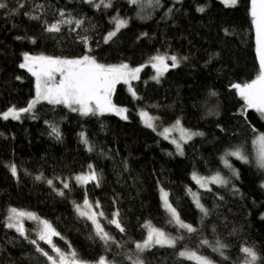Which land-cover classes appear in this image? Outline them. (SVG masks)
I'll return each mask as SVG.
<instances>
[{
    "label": "trees",
    "instance_id": "trees-1",
    "mask_svg": "<svg viewBox=\"0 0 264 264\" xmlns=\"http://www.w3.org/2000/svg\"><path fill=\"white\" fill-rule=\"evenodd\" d=\"M3 2L7 7L0 8V264H50L30 242L38 240L41 227L35 220L23 219L25 235L7 227L12 208L48 221L63 237H54L55 245L66 254L74 250L85 264H98L102 257L109 264H132L128 257L135 260L137 255L143 264H196L179 256L185 249L217 264H243L241 248L246 246L254 247L261 257L257 264H264V169L258 166L254 143L264 133V117L255 109L247 111L232 87L250 82L258 72L251 0H237L235 6L223 0H160L159 6H147L145 0L138 5L111 0V7L99 8L100 0ZM61 11L65 19L81 20L82 25L73 22L59 32L46 31L47 25L61 19ZM117 16L127 20V26L106 42ZM25 53L67 59L87 54L102 64L141 68L138 79L118 83L112 94L113 102L127 109V119L111 112L83 115L48 101H40L19 120L3 119L8 108L27 107L36 96L35 77L19 66ZM159 55L176 56L177 66L172 67L169 58L167 69L158 74L152 58ZM142 112L154 118L155 130L145 125L148 116L142 117ZM177 121L178 131L172 127ZM164 128L172 129L167 133L172 141L184 142L183 154L161 135ZM181 129L203 135L182 139ZM236 148L248 160L229 157L238 175L220 159ZM90 165L99 182L77 183L75 177L89 173ZM217 172L227 185L201 188L193 179V173ZM162 188L181 220L196 232L168 222ZM192 191L199 192L207 215L196 206ZM86 198L94 205L99 202L97 211L105 214L101 224L115 243L105 244L92 222L79 215L76 205ZM116 212L124 232L108 223ZM151 224L184 238L175 247L154 245L138 253L135 245L146 238ZM217 240L228 245L223 256L213 250ZM38 243L53 255L44 241Z\"/></svg>",
    "mask_w": 264,
    "mask_h": 264
},
{
    "label": "snow or ice",
    "instance_id": "snow-or-ice-1",
    "mask_svg": "<svg viewBox=\"0 0 264 264\" xmlns=\"http://www.w3.org/2000/svg\"><path fill=\"white\" fill-rule=\"evenodd\" d=\"M94 0H89V3H93ZM132 5H138L143 3V0H129ZM227 6H235L237 0H223ZM148 4H155L159 6L160 0H147ZM101 4L104 7H111V0H100V4H96V7L99 8ZM7 5L0 0V8H6ZM37 7H42V5H37ZM198 11H204L203 8H199ZM250 15L252 24L255 27V38H256V53L259 61L258 72L254 79L250 82H245L243 84H233L232 87L236 89L243 98L246 108L255 109L257 112L261 113L264 117V0H251ZM61 19L47 25L46 31L48 32H59L61 26L64 24L75 23L76 26L82 25L83 21L73 19H65V13L60 12ZM70 16V14H69ZM32 19H39V17L32 16ZM115 23V31H111L105 37V41L111 39L116 33L123 27L127 26V20L121 19L118 16L113 18ZM46 23V22H45ZM86 40L87 38H82ZM24 62L19 66L23 69H27L32 76L35 77L36 84V97L34 100L30 101L27 107L16 109L15 107H10L2 113L3 119L7 120L9 118L19 120L21 114L29 113L35 107L37 103L41 100H47L51 104H63L71 108L72 111H79L83 115L89 114H101L107 112H115L117 115H122L124 119H127L126 115H123L127 112L126 108H117L112 102V94L115 91L116 85L120 82L129 84L131 80L138 79V73L141 71V68H129L127 64L120 65H105L99 63L91 55H83L79 58L67 59L60 57H50V56H31L28 53L24 54ZM153 60L159 61L160 65L163 68L167 69V64H165V57L155 56ZM172 67L177 66V57L171 56ZM186 59V58H185ZM153 67H157L156 64H153ZM158 68V74H159ZM57 76L59 79L57 80ZM129 91L132 92V95L135 96V92L129 88ZM211 95H216L214 92ZM142 117H147L148 114L145 112L141 113ZM154 118H148L144 120V123L147 127L153 128L155 130L156 125L153 122ZM177 126L179 121L176 122ZM53 133H57L58 129L53 127ZM171 129L164 128L161 135H164L167 139V133ZM83 136V134H81ZM193 135H203V133H189L185 129H181V138L182 139H191ZM176 144L177 151L181 154L182 145L176 140L172 141ZM84 143H88L87 139L84 140ZM254 143L258 144V154H257V163L258 166L264 169V133L259 134ZM92 148L89 147V151ZM229 157H236L248 162L247 157L243 154L240 148L235 150L226 151L223 156H221V161L224 167L230 169L234 175H238L236 170L233 168L230 163ZM90 172L88 174H80L75 177L77 183L86 184L90 181L99 182V177L96 175L95 171L89 166ZM11 171L13 175H16L17 169L15 165L11 166ZM37 180L42 179V176H37ZM193 179L200 185L201 188H204L207 183H215L219 185H227L228 180L223 178L219 172L211 177H199L196 173H193ZM49 185H53L52 180H47ZM63 183L64 189H69L70 185L66 182ZM60 195H64V192L59 191ZM193 198L196 201V206L207 215V210L203 208V205L200 204L199 198L196 193H193ZM161 200L163 202L164 209L169 213L171 219L168 221L170 224H175L180 229H185L188 233L196 232V229L192 225L183 222L176 210L175 207L169 202V193L161 189ZM84 207L88 211H82L80 205H76L77 211L80 216L86 217L92 222L95 226V233L100 240L104 241L105 244L109 242L115 243L114 237H112L107 231L104 230L103 225L100 223L99 217H104L105 214L103 211L93 210V205L87 200H84ZM96 208H99V202H96ZM9 223L7 227L15 228L17 232L21 235H25V229L23 227V218L27 217L29 219L35 220L38 224L39 230L37 232L38 240L44 241L53 252V255H50L48 251H45L39 246L38 240H31L30 242L37 247L44 257L47 258V261L50 264H85V262L80 261L77 258V254L73 250L70 254H66L54 243V237H60L53 226L46 220H40L36 214L27 213L22 210L12 208L9 210ZM114 218L108 221L109 224L115 225L120 232H124L125 229L122 227L120 220L118 219L119 213L116 212L113 214ZM63 239V237H60ZM183 236H171L162 229H157L153 226H149L146 239L142 242L136 243V249L138 253L143 252L144 250L153 247L154 245L160 246H169L175 247L179 240H182ZM203 244H209V241H202ZM228 245L222 243L221 241H216V247L213 249L220 253L221 256L224 255L223 250L227 248ZM241 252L244 254L243 264H257L261 260V257L257 254L254 247H242ZM179 256L186 257L189 260H195L196 264H212L207 257L199 256L196 252L189 249L179 252ZM132 261V264H143V261L137 258L132 259L131 256L128 257ZM227 259V257H225ZM98 264H109L103 257L98 261Z\"/></svg>",
    "mask_w": 264,
    "mask_h": 264
},
{
    "label": "rangeland",
    "instance_id": "rangeland-1",
    "mask_svg": "<svg viewBox=\"0 0 264 264\" xmlns=\"http://www.w3.org/2000/svg\"><path fill=\"white\" fill-rule=\"evenodd\" d=\"M144 4H146L147 6H149V4L147 3V0H145V3ZM152 5V4H151ZM116 30V29H115ZM115 30H113V31H115ZM29 55H31V56H38V55H32V54H29ZM160 56V55H159ZM163 57H165V56H163ZM166 59H165V64H167V63H169V62H171L170 61V57H165ZM154 64H156L157 65V67H155L156 68V70L158 71V68H159V70L160 71H162L164 68H163V66L162 65H160V62L159 61H156V60H154ZM106 65V64H105ZM118 65H120V64H118ZM172 65V64H171ZM129 66V65H128ZM129 68L131 69V67L129 66ZM59 79V77L57 76V80ZM36 97V96H35ZM35 97L32 99V100H34L35 99ZM31 100V101H32ZM41 101H47V100H41ZM112 102H113V100H112ZM113 104L117 107V108H125V106H122V105H119V104H117V103H114L113 102ZM111 113H114V114H116L115 112H111ZM126 113H124L123 115H125ZM120 116H122V115H120ZM148 118H151V116L150 115H148V117L146 118V119H148ZM173 127V130H177L178 131V126H172ZM172 130V129H171ZM259 136V134L257 135V137ZM168 137V136H167ZM257 137H256V139H257ZM167 139H169V140H171L169 137L167 138ZM172 141V140H171ZM183 141H182V143H181V145H182V152H183ZM257 146H258V144H257ZM85 174H88V173H85ZM197 174V176H199V177H211V176H213V175H215V174H210V175H199L198 173H196ZM212 184H215V183H207L206 184V186L204 187V188H209ZM200 186V185H199ZM163 189V188H162ZM164 191H166L165 189H163ZM193 193H196L197 194V197L199 198V202H200V204L202 205V202H201V200H200V197H199V192L198 191H192L191 192V196H192V199H193V201L195 202V204H196V201H195V199L193 198ZM169 202H170V200H169ZM91 203V202H90ZM163 203V202H162ZM171 203V202H170ZM92 204V203H91ZM172 204V203H171ZM93 205V210H95V211H97L98 209L95 207V205L94 204H92ZM81 206V210L82 211H88V209H86L85 207H84V204H82V205H80ZM174 207V206H173ZM204 208V207H203ZM25 212V211H24ZM97 212H99V211H97ZM27 213H29V212H27ZM31 213V212H30ZM24 218H27V217H24ZM23 218V219H24ZM99 220H100V223H101V217H99ZM187 224H189V223H187ZM191 225V224H190ZM150 226H153V227H155V228H157V229H160V228H158V227H156V226H154V225H150ZM42 227V226H41ZM193 227V226H192ZM147 237V236H146ZM146 239V238H145ZM143 241V240H142ZM142 241H140V242H142ZM197 255H199V256H202V255H200V254H197ZM203 257H205V256H203ZM211 261V260H210ZM212 264H217V263H215V262H213L212 261Z\"/></svg>",
    "mask_w": 264,
    "mask_h": 264
},
{
    "label": "water",
    "instance_id": "water-1",
    "mask_svg": "<svg viewBox=\"0 0 264 264\" xmlns=\"http://www.w3.org/2000/svg\"><path fill=\"white\" fill-rule=\"evenodd\" d=\"M257 59H258V57H257ZM258 62H259V61H258ZM248 110H250V109H249V108H247V111H248Z\"/></svg>",
    "mask_w": 264,
    "mask_h": 264
}]
</instances>
